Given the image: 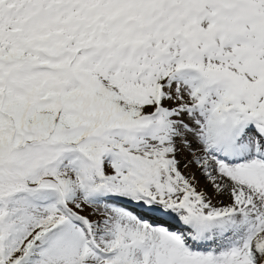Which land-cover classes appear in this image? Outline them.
Here are the masks:
<instances>
[{
	"label": "snow or ice",
	"instance_id": "obj_1",
	"mask_svg": "<svg viewBox=\"0 0 264 264\" xmlns=\"http://www.w3.org/2000/svg\"><path fill=\"white\" fill-rule=\"evenodd\" d=\"M0 264H264V0H0Z\"/></svg>",
	"mask_w": 264,
	"mask_h": 264
}]
</instances>
